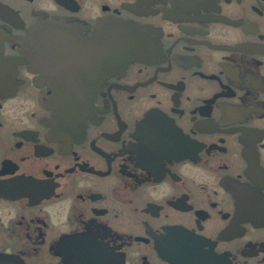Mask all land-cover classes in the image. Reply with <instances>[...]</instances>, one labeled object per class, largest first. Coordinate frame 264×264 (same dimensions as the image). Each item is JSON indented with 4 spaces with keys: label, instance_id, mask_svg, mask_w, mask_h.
Listing matches in <instances>:
<instances>
[{
    "label": "flooded vegetation",
    "instance_id": "af4514ba",
    "mask_svg": "<svg viewBox=\"0 0 264 264\" xmlns=\"http://www.w3.org/2000/svg\"><path fill=\"white\" fill-rule=\"evenodd\" d=\"M116 19L144 41L58 121ZM80 235L114 264H264V0H0V264H88Z\"/></svg>",
    "mask_w": 264,
    "mask_h": 264
},
{
    "label": "water",
    "instance_id": "95a60500",
    "mask_svg": "<svg viewBox=\"0 0 264 264\" xmlns=\"http://www.w3.org/2000/svg\"><path fill=\"white\" fill-rule=\"evenodd\" d=\"M105 30L99 36L95 45L94 56H99V67L96 70L99 76V80L93 87H80L75 83V77L70 80L65 78L57 79V87L54 89V95L52 97V105L56 111L60 114L58 121H69L66 119L68 115L80 112L87 105L88 97H91L99 89L101 78L108 72H115L121 67L125 66L126 60L130 58L136 51V47L143 42L141 38L146 35L149 30L143 26L130 24L122 20H111L103 25ZM109 55V56H108ZM103 58V61L101 60ZM72 85H68V82ZM74 82V83H73ZM67 117L62 118V115ZM78 240L87 241L89 247L83 245V249L90 248L94 257L93 261H88V264H114L110 260L111 254L101 245L96 244L85 236H77ZM88 254V252L86 253Z\"/></svg>",
    "mask_w": 264,
    "mask_h": 264
}]
</instances>
